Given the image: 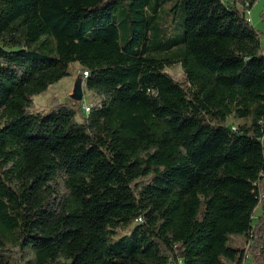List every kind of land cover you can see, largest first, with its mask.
<instances>
[{
	"label": "trees",
	"instance_id": "16d2710c",
	"mask_svg": "<svg viewBox=\"0 0 264 264\" xmlns=\"http://www.w3.org/2000/svg\"><path fill=\"white\" fill-rule=\"evenodd\" d=\"M75 63L100 103L36 111ZM0 117V264H264V51L236 5L0 0Z\"/></svg>",
	"mask_w": 264,
	"mask_h": 264
},
{
	"label": "rangeland",
	"instance_id": "374dc122",
	"mask_svg": "<svg viewBox=\"0 0 264 264\" xmlns=\"http://www.w3.org/2000/svg\"><path fill=\"white\" fill-rule=\"evenodd\" d=\"M236 3V6L239 7L241 10L245 11L246 16L250 19L251 24L254 26V28L257 30V32L260 35L261 45L262 49L264 51V0H258L255 5L252 7L251 10H244V6L242 5V0H234ZM175 3V2H173ZM172 4L169 3L165 6V9L171 8ZM180 22H182V16L177 11L176 14L171 13V16H164L163 26L167 28V34L169 37H176L178 38L184 33L183 28L180 26ZM123 28V27H122ZM124 28H123V34H124ZM73 72L72 77H67L62 79L60 82L52 85L45 93L38 95L34 98L35 102V110L36 111H47L52 108L54 103L56 101L60 103L68 104L75 109L78 110L77 113V120L83 121L86 118V114L82 113V109L84 106V103H91L95 106H97L100 103V97L97 96L96 93L89 90L86 86V80L82 76V67L80 64L75 63L72 65L71 68ZM166 72L177 82H183L186 79L185 71L180 63H175L172 66H169L166 68ZM82 80L83 85V99L80 101H75L73 99L74 95V89L77 81ZM2 118L0 117V126L3 124ZM234 121H238V124ZM247 120H239V119H233L229 118L227 121V125H232L239 127L243 125ZM233 122V123H232ZM149 177L141 178L140 180L136 181L135 183L143 184L147 182ZM51 185L54 187V189L59 190L60 197H63L67 194L66 190V177L63 173H60L57 178L51 182ZM57 197V196H56ZM58 196V199H60ZM262 207L263 203L260 204L259 208L256 210V221L257 218L262 214ZM134 226V225H132ZM123 229L120 230L122 234H128L130 233V229ZM245 236H237L233 235L230 240V246L239 247V248H247L248 244L246 241ZM34 255L33 253L28 250L24 252V259L19 262H13L12 264H26L29 261L33 260ZM246 264H255V261L253 257L250 255L248 256V259L246 261Z\"/></svg>",
	"mask_w": 264,
	"mask_h": 264
},
{
	"label": "built area",
	"instance_id": "2783aa9c",
	"mask_svg": "<svg viewBox=\"0 0 264 264\" xmlns=\"http://www.w3.org/2000/svg\"><path fill=\"white\" fill-rule=\"evenodd\" d=\"M225 5L227 6H231V5H236L234 0H222ZM249 9H246V11ZM248 18V17H247ZM248 20L250 21V19L248 18ZM251 22V21H250ZM89 73L87 71H83L82 72V76L84 77V79H86L88 77ZM94 108V105L91 103H84L83 109H82V113L86 114V117L91 113L92 109ZM263 123V122H262ZM232 130L233 131H237L238 127H236L235 125L232 126ZM262 141L264 142V136L262 137ZM137 221H142L141 218H139ZM248 248V247H247ZM169 264H183V260L181 258L178 259V262L173 261V259L171 260V262Z\"/></svg>",
	"mask_w": 264,
	"mask_h": 264
},
{
	"label": "water",
	"instance_id": "95a60500",
	"mask_svg": "<svg viewBox=\"0 0 264 264\" xmlns=\"http://www.w3.org/2000/svg\"><path fill=\"white\" fill-rule=\"evenodd\" d=\"M73 99L75 101H80L83 99V85H82V80L77 81L74 89V95Z\"/></svg>",
	"mask_w": 264,
	"mask_h": 264
},
{
	"label": "crops",
	"instance_id": "0c3cea01",
	"mask_svg": "<svg viewBox=\"0 0 264 264\" xmlns=\"http://www.w3.org/2000/svg\"><path fill=\"white\" fill-rule=\"evenodd\" d=\"M239 120H243V119H239ZM234 122L238 124V121H234ZM246 122H248V121H245V123H246ZM232 123H233V122H232Z\"/></svg>",
	"mask_w": 264,
	"mask_h": 264
}]
</instances>
